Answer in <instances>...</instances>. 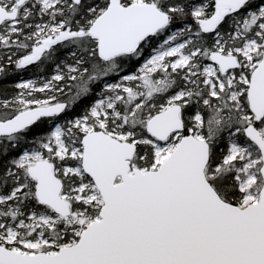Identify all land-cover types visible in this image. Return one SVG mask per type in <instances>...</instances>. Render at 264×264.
I'll use <instances>...</instances> for the list:
<instances>
[{
    "label": "snow or ice",
    "instance_id": "6c2138e0",
    "mask_svg": "<svg viewBox=\"0 0 264 264\" xmlns=\"http://www.w3.org/2000/svg\"><path fill=\"white\" fill-rule=\"evenodd\" d=\"M0 264H264V0H0Z\"/></svg>",
    "mask_w": 264,
    "mask_h": 264
},
{
    "label": "trees",
    "instance_id": "16d2710c",
    "mask_svg": "<svg viewBox=\"0 0 264 264\" xmlns=\"http://www.w3.org/2000/svg\"><path fill=\"white\" fill-rule=\"evenodd\" d=\"M34 67V66H33ZM31 75V70H29L28 72L24 73L25 78L29 77ZM17 79V77L15 76H10L8 79V87L11 88L12 82L15 81Z\"/></svg>",
    "mask_w": 264,
    "mask_h": 264
}]
</instances>
